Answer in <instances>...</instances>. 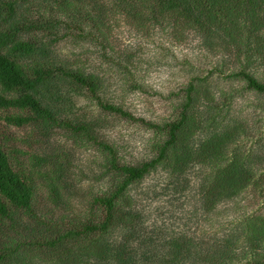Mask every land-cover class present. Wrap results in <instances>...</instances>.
Instances as JSON below:
<instances>
[{"label": "trees", "instance_id": "trees-1", "mask_svg": "<svg viewBox=\"0 0 264 264\" xmlns=\"http://www.w3.org/2000/svg\"><path fill=\"white\" fill-rule=\"evenodd\" d=\"M123 32L129 43L119 40ZM192 34L229 37L246 64L227 79L264 96L255 71L264 66V0H0V264H186L203 245L181 236L157 244L142 231L133 197L151 176L178 178L193 164L206 213L251 190L264 196V139L252 140L251 116H230L237 96L218 99L205 126L191 114L208 98L210 74L190 78L186 102L162 125L122 105L146 90L164 42L181 45ZM113 116L158 133L153 155L133 163L105 140ZM13 127L28 133L16 137ZM57 131L97 149L101 179L113 176L84 191L85 203L69 160L47 148ZM168 186L170 196L183 191ZM247 212L239 227L259 252L238 256L230 239L202 264H264V211ZM230 220L216 232L238 227L224 226Z\"/></svg>", "mask_w": 264, "mask_h": 264}, {"label": "rangeland", "instance_id": "rangeland-1", "mask_svg": "<svg viewBox=\"0 0 264 264\" xmlns=\"http://www.w3.org/2000/svg\"><path fill=\"white\" fill-rule=\"evenodd\" d=\"M123 33L119 40L124 44L129 43V33ZM236 54L237 51L230 38L225 35L218 36L217 41L210 38L206 41L204 36L192 34L181 45L165 41L164 50L157 54L158 58L164 61L157 62V66L153 68L150 78H147L145 83L146 90L131 93L122 105L162 125L176 118L180 105L186 102L185 87L190 78L197 74H210L205 84L208 98H203V104L200 100L198 109L191 111V114L197 115L196 122H203L205 126L212 112L211 109L218 105V99L227 103L231 95L235 94L238 100L233 105V113L230 116L238 120L251 116L255 129L252 140L260 137L264 139V107H262L264 105L261 106L264 103V96L245 91L246 83L242 80L227 79L232 72L246 64V62H240ZM255 71L257 76L264 80V66ZM134 74V78L138 79V74L136 72ZM144 79L146 78L141 80ZM240 92H243V96L238 98L237 93ZM214 112L218 111L214 110ZM107 126L106 132L102 135L103 138L114 144L126 157L125 159L136 163L153 155L156 149V134H158L154 130L116 116L109 120ZM11 132L20 138L28 133L27 129L16 127L11 128ZM56 136L59 138L53 136L47 140V148L51 152L61 150L64 158L69 160V172L76 186L75 194L80 204L85 203L87 200L84 196L79 197L84 191H90L93 188L97 191L104 180L111 182L113 176L108 175L104 180L101 179L104 159L97 149L83 146L84 144L80 145L73 137H69L68 132L57 131ZM202 138V133L199 131L193 140L199 142ZM193 165L192 171L181 177L169 178L168 174L153 175L147 182L135 188L133 198L136 202V212L141 217L140 227L145 235H153L157 244L162 243L161 238L169 240L177 236L187 240L192 238L195 239V243L202 244L203 247H200L186 264H202L207 254L214 252L215 248L221 245L227 247V241L230 239L236 243L234 254L238 256L259 252L255 251L256 247L248 245L250 243L242 228L239 227V219H243L246 211L262 213L264 196L254 198L251 190L250 194H246L245 199L224 202L214 212L206 213L201 207L198 189L192 187L197 181L199 182L202 172H199L198 164ZM169 184L178 185V188L183 191L173 192L174 197L170 196L165 192ZM229 218L232 220L225 222L224 226L238 224V227L216 232L218 225L221 226V221ZM138 241L139 239H135V242ZM209 245L211 246L206 248Z\"/></svg>", "mask_w": 264, "mask_h": 264}]
</instances>
